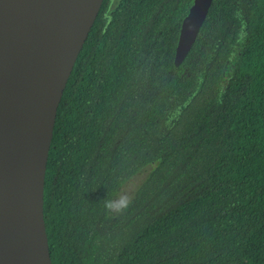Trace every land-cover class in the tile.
Instances as JSON below:
<instances>
[{"label": "trees", "instance_id": "obj_1", "mask_svg": "<svg viewBox=\"0 0 264 264\" xmlns=\"http://www.w3.org/2000/svg\"><path fill=\"white\" fill-rule=\"evenodd\" d=\"M193 1H103L49 151L53 264H264V0H213L176 66Z\"/></svg>", "mask_w": 264, "mask_h": 264}, {"label": "water", "instance_id": "obj_2", "mask_svg": "<svg viewBox=\"0 0 264 264\" xmlns=\"http://www.w3.org/2000/svg\"><path fill=\"white\" fill-rule=\"evenodd\" d=\"M104 0H0V264H53L44 190L58 107ZM213 0H194L175 65Z\"/></svg>", "mask_w": 264, "mask_h": 264}, {"label": "rangeland", "instance_id": "obj_3", "mask_svg": "<svg viewBox=\"0 0 264 264\" xmlns=\"http://www.w3.org/2000/svg\"><path fill=\"white\" fill-rule=\"evenodd\" d=\"M150 171V167H146L145 169H143L142 171H140L138 174H136L135 176H133L121 189V191L118 193L122 194V193H126L129 196H131V198L134 196L135 192L137 191L138 187L142 184V182L146 179V177L148 176ZM118 195L116 197V199L118 198Z\"/></svg>", "mask_w": 264, "mask_h": 264}, {"label": "clouds", "instance_id": "obj_4", "mask_svg": "<svg viewBox=\"0 0 264 264\" xmlns=\"http://www.w3.org/2000/svg\"><path fill=\"white\" fill-rule=\"evenodd\" d=\"M132 202L131 196L126 193L118 195L117 199L106 201V208L113 212H121L126 210Z\"/></svg>", "mask_w": 264, "mask_h": 264}]
</instances>
